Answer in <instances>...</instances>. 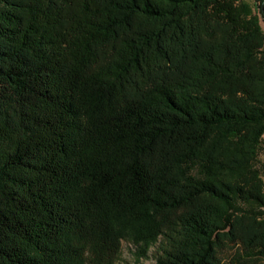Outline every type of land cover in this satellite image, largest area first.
<instances>
[{"label":"trees","instance_id":"obj_1","mask_svg":"<svg viewBox=\"0 0 264 264\" xmlns=\"http://www.w3.org/2000/svg\"><path fill=\"white\" fill-rule=\"evenodd\" d=\"M262 2L0 0V264H264Z\"/></svg>","mask_w":264,"mask_h":264},{"label":"rangeland","instance_id":"obj_2","mask_svg":"<svg viewBox=\"0 0 264 264\" xmlns=\"http://www.w3.org/2000/svg\"><path fill=\"white\" fill-rule=\"evenodd\" d=\"M243 1L248 2L249 5H252L253 3V0H243ZM262 26L264 29V25ZM259 158L261 161L264 162V147L260 152ZM263 181H264V173H263ZM134 251L135 248L133 245L123 241L121 244L120 255L116 264H154V255L152 249L148 252L147 257L141 258L139 262L135 260ZM230 253H231L230 250L224 249L219 253V255L222 258H227L230 255Z\"/></svg>","mask_w":264,"mask_h":264},{"label":"built area","instance_id":"obj_3","mask_svg":"<svg viewBox=\"0 0 264 264\" xmlns=\"http://www.w3.org/2000/svg\"><path fill=\"white\" fill-rule=\"evenodd\" d=\"M262 3H263V10H264V0H263V2H262Z\"/></svg>","mask_w":264,"mask_h":264}]
</instances>
